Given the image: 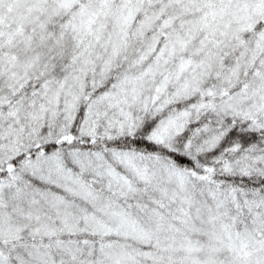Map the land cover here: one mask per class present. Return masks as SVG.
<instances>
[{"label":"snow or ice","instance_id":"1","mask_svg":"<svg viewBox=\"0 0 264 264\" xmlns=\"http://www.w3.org/2000/svg\"><path fill=\"white\" fill-rule=\"evenodd\" d=\"M0 264H264V0H0Z\"/></svg>","mask_w":264,"mask_h":264}]
</instances>
